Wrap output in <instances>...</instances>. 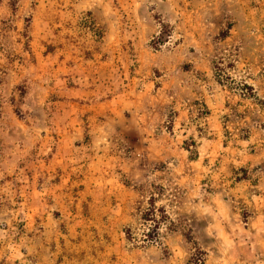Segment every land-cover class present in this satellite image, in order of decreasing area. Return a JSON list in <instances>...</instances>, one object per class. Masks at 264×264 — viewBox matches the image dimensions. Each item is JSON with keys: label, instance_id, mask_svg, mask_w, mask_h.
I'll return each instance as SVG.
<instances>
[{"label": "rangeland", "instance_id": "374dc122", "mask_svg": "<svg viewBox=\"0 0 264 264\" xmlns=\"http://www.w3.org/2000/svg\"><path fill=\"white\" fill-rule=\"evenodd\" d=\"M0 264H264V0H0Z\"/></svg>", "mask_w": 264, "mask_h": 264}, {"label": "trees", "instance_id": "16d2710c", "mask_svg": "<svg viewBox=\"0 0 264 264\" xmlns=\"http://www.w3.org/2000/svg\"><path fill=\"white\" fill-rule=\"evenodd\" d=\"M149 233H150V235H151V233H153V229H151V231H149ZM154 236H156L157 235V232L154 230V234H153Z\"/></svg>", "mask_w": 264, "mask_h": 264}]
</instances>
